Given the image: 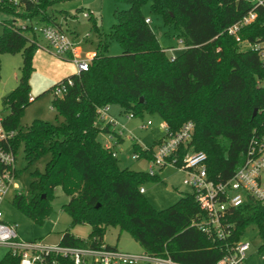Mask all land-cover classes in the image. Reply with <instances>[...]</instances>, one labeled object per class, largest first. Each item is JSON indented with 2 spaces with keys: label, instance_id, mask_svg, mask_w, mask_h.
<instances>
[{
  "label": "trees",
  "instance_id": "16d2710c",
  "mask_svg": "<svg viewBox=\"0 0 264 264\" xmlns=\"http://www.w3.org/2000/svg\"><path fill=\"white\" fill-rule=\"evenodd\" d=\"M72 1L76 0H0V13L9 17L2 22L0 55L22 56L17 84L2 102L7 112L4 127L16 133L11 141L14 152L23 144L28 165L49 156L45 171L31 174V193L15 194L12 206L32 223L42 225L59 188L68 199L61 210L70 218L69 228H91L87 243L66 230L59 242L63 246L98 247L103 245L106 229L117 228L149 255L183 264H214L225 247L254 227L264 257V205L249 201L228 210L225 238H207L191 227L192 221L204 217L192 194L164 211H155L139 193L145 181L155 180L154 174L120 169L112 150L97 139L101 133L116 136L110 125L97 120V111L104 107L117 106L120 114L132 118L157 115L172 134L190 122V141L180 145L171 159L179 165L187 153L201 152L206 156L210 180L230 179L243 163L250 139L264 129V88L258 86L264 81V64L257 51L242 48L264 42V6L255 8V20L239 30L243 45L225 31L253 9L244 1L150 0L151 13L171 28L173 38L182 40L186 48L170 60L144 22L146 0H116L126 9L115 10L109 40L116 41L120 53L108 55L107 38L98 33L88 70L50 88L52 108L63 121H33L22 130L18 119L31 103L28 77L38 35L32 26H18L15 19L38 18L41 26L62 27L48 11L55 4ZM62 85L61 95L55 96L54 91ZM163 139L150 148L143 149L135 141L131 146L134 154L152 162L154 149ZM0 264H19V259L6 253Z\"/></svg>",
  "mask_w": 264,
  "mask_h": 264
},
{
  "label": "rangeland",
  "instance_id": "374dc122",
  "mask_svg": "<svg viewBox=\"0 0 264 264\" xmlns=\"http://www.w3.org/2000/svg\"><path fill=\"white\" fill-rule=\"evenodd\" d=\"M126 6L116 0H76L72 2L58 3L48 11L54 15L56 22L60 24L69 38L75 43V50L78 59H88L95 54L96 39L98 33L106 36L108 41V55L116 56L120 53L119 45L114 40H109L111 29L115 23V10H125ZM83 13L91 15V19L82 17ZM142 14L150 20L149 27L154 33L161 49L166 55L178 56L182 50L168 51L176 46V39L173 38L174 31L165 26L161 19L150 11V0H146L142 7ZM76 16V18H74ZM9 19L8 16L0 13V35L2 33V22ZM18 26H33L40 29L42 23L38 18L31 21L15 19ZM29 38V34H25ZM82 37H86L82 40ZM264 53V42L260 43ZM37 50L31 61V73L28 77V96L33 100L23 111L18 119V126L25 130L33 121H43L51 124H60L63 119L58 116L52 108L53 93L50 88L58 81L77 74L72 61L68 58L56 56L46 49V42L38 36ZM242 48H248L242 46ZM22 67L21 54L0 55V117L7 114L3 110L2 102L16 86L17 79ZM117 106L109 107V115L115 120V127L111 132L122 133L120 137L113 135L99 134L97 139L102 144L112 145L117 165L120 169H128L134 172L148 173L151 163L143 157L134 160L135 155L131 142L135 141L141 148H150L155 142L165 137L166 131L163 122L157 115L144 114L141 118H127ZM147 122L151 124L147 126ZM100 127V124H98ZM111 139V140H110ZM49 156L44 155L35 163L28 165L23 156V144L20 143L15 150V169L17 175L13 181L12 188L16 193L29 195L31 193L29 184L32 173H43ZM155 180H147L142 184L144 200L155 210L164 211L174 205L182 196L191 194V189L183 185L185 175L177 169L166 166L162 170L153 169ZM15 192L8 195L1 206L3 221L16 226L20 239L26 241H39L43 245H57L60 242L63 232L68 230L69 234L79 240L85 241L89 238L91 228L88 225L70 227V218L61 210V206L67 202L59 188L54 191V199L51 202V213L42 225H36L23 216L12 206ZM241 240L250 243V250L247 253L243 264H264V257L260 251L261 240L254 227H248ZM102 244L114 248L123 253L138 254L143 252L140 246L125 232H119L117 228H107L102 236ZM5 250V249H4ZM3 248H0V260L4 255ZM6 251V250H5Z\"/></svg>",
  "mask_w": 264,
  "mask_h": 264
},
{
  "label": "built area",
  "instance_id": "2783aa9c",
  "mask_svg": "<svg viewBox=\"0 0 264 264\" xmlns=\"http://www.w3.org/2000/svg\"><path fill=\"white\" fill-rule=\"evenodd\" d=\"M244 1L251 5L253 9L238 22L226 29V34L240 42L238 32L244 26L252 23L256 14L254 9L264 6V0H236ZM91 16V15H90ZM87 13L82 17L89 19ZM150 24V20H144ZM23 27V26H22ZM32 31L43 38L46 42V49L56 56L68 58L75 66L77 75L86 72L89 68L94 55L88 59H78L74 48V41L67 36L62 27L51 25L41 26L36 29L32 26ZM86 37H82L85 40ZM251 50L257 51L260 61L264 64V53L259 46L245 45ZM182 40H177L176 46L168 51L185 50ZM170 60L175 57L170 56ZM67 85L71 81L67 80ZM264 88V81L258 83ZM63 85L54 91L55 96H60ZM29 102L33 99L29 97ZM109 107L101 108L97 111L98 122L104 125L115 127V120L108 114ZM127 118H132L128 115ZM151 123L147 122V126ZM166 131L163 141L154 149L153 160L149 169V174H153L154 168L170 166L185 175L183 185L191 189L199 209L204 213V217L191 222V227L197 228L207 238L223 240L226 236V214L228 210L244 206L249 201H256L264 205V129L254 135L248 142L243 163L234 171L227 181L215 182L207 176L206 156L201 152L187 153L176 165V160L171 159L180 145L187 144L193 133V125L188 122L175 133ZM116 134V133H115ZM122 133L114 137H120ZM14 131L6 130L4 127V117H0V248H3L13 256L18 257L19 264H183L173 261L169 257H158L149 255L145 252L129 254L109 248L104 245L98 247H70L59 243L53 246L43 245L39 241H26L20 239L17 234L16 226L3 221L1 206L8 195L16 191L12 188L15 175V152L11 147V141L15 137ZM112 136V135H111ZM111 140V139H110ZM105 149L113 152L112 145H103ZM113 156H115L113 152ZM132 159H138L135 154ZM143 194V188L139 189ZM87 243L88 241H83ZM250 250V243L238 240L230 247L224 248L221 258L214 264H243L247 253Z\"/></svg>",
  "mask_w": 264,
  "mask_h": 264
},
{
  "label": "crops",
  "instance_id": "0c3cea01",
  "mask_svg": "<svg viewBox=\"0 0 264 264\" xmlns=\"http://www.w3.org/2000/svg\"><path fill=\"white\" fill-rule=\"evenodd\" d=\"M117 113L120 114V111H117ZM108 114H109V111H108ZM110 116H112V115L110 114ZM3 250H4V249H3ZM6 253H7V251L4 250V254H6ZM3 256H4V255H3Z\"/></svg>",
  "mask_w": 264,
  "mask_h": 264
},
{
  "label": "water",
  "instance_id": "95a60500",
  "mask_svg": "<svg viewBox=\"0 0 264 264\" xmlns=\"http://www.w3.org/2000/svg\"><path fill=\"white\" fill-rule=\"evenodd\" d=\"M143 99L140 98V101H142ZM256 114V110L253 111V116Z\"/></svg>",
  "mask_w": 264,
  "mask_h": 264
}]
</instances>
